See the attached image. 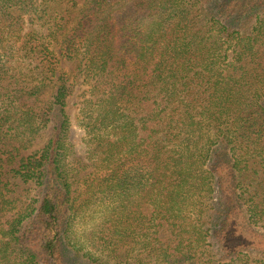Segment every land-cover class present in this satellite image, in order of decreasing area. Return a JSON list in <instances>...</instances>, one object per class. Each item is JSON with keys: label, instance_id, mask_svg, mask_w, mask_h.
<instances>
[{"label": "trees", "instance_id": "trees-1", "mask_svg": "<svg viewBox=\"0 0 264 264\" xmlns=\"http://www.w3.org/2000/svg\"><path fill=\"white\" fill-rule=\"evenodd\" d=\"M0 264H264V0H0Z\"/></svg>", "mask_w": 264, "mask_h": 264}, {"label": "rangeland", "instance_id": "rangeland-1", "mask_svg": "<svg viewBox=\"0 0 264 264\" xmlns=\"http://www.w3.org/2000/svg\"><path fill=\"white\" fill-rule=\"evenodd\" d=\"M75 102H76V99L75 97L71 98V100L69 101V113H73L74 112V105H75ZM91 227V226H90ZM79 231H80V234L83 233L84 231V228L82 225H80L79 227Z\"/></svg>", "mask_w": 264, "mask_h": 264}]
</instances>
